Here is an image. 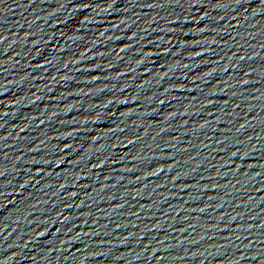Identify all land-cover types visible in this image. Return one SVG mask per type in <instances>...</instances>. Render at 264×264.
Instances as JSON below:
<instances>
[{"label": "water", "instance_id": "1", "mask_svg": "<svg viewBox=\"0 0 264 264\" xmlns=\"http://www.w3.org/2000/svg\"><path fill=\"white\" fill-rule=\"evenodd\" d=\"M0 264H264V0H0Z\"/></svg>", "mask_w": 264, "mask_h": 264}]
</instances>
